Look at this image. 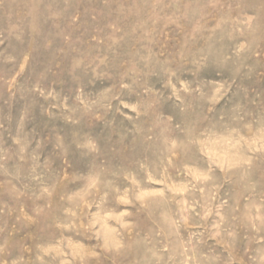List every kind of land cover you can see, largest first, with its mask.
Returning a JSON list of instances; mask_svg holds the SVG:
<instances>
[{
    "label": "rangeland",
    "instance_id": "374dc122",
    "mask_svg": "<svg viewBox=\"0 0 264 264\" xmlns=\"http://www.w3.org/2000/svg\"><path fill=\"white\" fill-rule=\"evenodd\" d=\"M0 264H264V0H0Z\"/></svg>",
    "mask_w": 264,
    "mask_h": 264
}]
</instances>
